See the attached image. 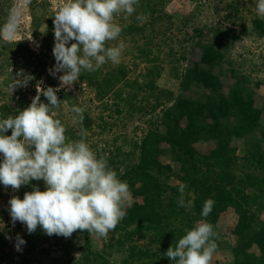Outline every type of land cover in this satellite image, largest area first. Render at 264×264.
<instances>
[{"label":"trees","instance_id":"16d2710c","mask_svg":"<svg viewBox=\"0 0 264 264\" xmlns=\"http://www.w3.org/2000/svg\"><path fill=\"white\" fill-rule=\"evenodd\" d=\"M161 2L140 0L143 17L148 19L150 16L153 26L158 20L156 15L161 10ZM42 24V19L34 18L37 31ZM147 24L140 25V21L135 19L122 25V33L146 34ZM254 24L257 35L264 37V20L256 19ZM194 32L191 50H198L200 57L191 61V65L185 67L181 74L182 91L177 95L168 91L166 100H162L163 90L156 85V79L162 71L158 63L160 55L154 54L150 47L139 50L138 56L150 63L145 73L148 79L146 86L155 96L157 89L159 92L153 110L162 109L156 119L145 121L150 128L141 138L133 140L137 153L135 161L126 164L123 160L121 167L122 163L108 158L109 166L122 181L127 182L135 197L126 208L127 215L113 230L110 243L106 244L112 249L116 248L124 258L114 262L111 259L112 251L94 249L86 241L81 257L72 260L71 264H172L164 253L186 234V229L191 230L198 221L213 225L230 209L238 215L233 229L237 237V243L232 247L234 258L217 264H264V221L258 222L257 214L251 210L254 203L264 200V107L257 105L256 90L249 87L248 76L239 72L234 62L227 57L232 40L240 38L237 30L211 27L208 32L204 28L195 29ZM146 37L149 39L151 35ZM52 40L51 35L42 44L43 48L51 50ZM149 42L152 43V39ZM11 44L0 38V58ZM180 54L179 59L187 58L186 51ZM225 63L229 65L228 68H225ZM226 75L234 79L228 89ZM127 76L125 66L107 71L101 67L95 72H83L77 84L79 90L83 91L88 86H94L95 98L99 101H104L114 93L118 100L114 101L112 107H115L117 114H121L126 106L134 105L133 110H136L137 93L124 95L117 87ZM194 88L202 89L203 93L195 97L190 93ZM62 91L57 93L58 97L71 98V93ZM44 98L41 96L42 100ZM2 113L5 118L12 115L4 107ZM18 113L19 110L15 111L14 116ZM100 118L103 121V117ZM81 122L87 129L94 125V120L87 113ZM256 133L260 134L261 141L250 140ZM10 134V130L5 133ZM245 138L249 139L250 148L243 157L244 164L240 165L234 142ZM205 143L213 145L207 154L199 148ZM121 150L118 148V156ZM166 154L171 156L170 162L161 159ZM175 167H179L178 171ZM257 171L260 173L257 174ZM173 177L179 181L175 185L170 183ZM180 185H185V200L193 202L190 211L177 204ZM249 188L253 189L251 194L247 193ZM209 198L214 199L215 205L210 215L203 217V204ZM149 237L153 246H150L151 243L145 245L139 242V239ZM23 251L25 258L18 264H30L32 259L29 250ZM53 261L68 264L57 259Z\"/></svg>","mask_w":264,"mask_h":264},{"label":"rangeland","instance_id":"374dc122","mask_svg":"<svg viewBox=\"0 0 264 264\" xmlns=\"http://www.w3.org/2000/svg\"><path fill=\"white\" fill-rule=\"evenodd\" d=\"M66 0H0V27L8 20L9 13L13 7H20L22 13V22L15 40L7 48L2 58H0V119H5L2 108H6L14 116L15 111L23 110L28 107V102L36 96V85L42 82V87H59V75L50 74V69H54L56 61L53 55L55 45L54 37V15L60 6ZM257 0H162L161 10L156 15L155 25H151L149 18L140 25L147 22L146 34L135 33L128 35L121 33L117 41L110 42V46H115L120 41L125 44V49L118 64L111 62L102 66L104 71L118 69L125 66L128 76L125 81L120 82V87L124 95L131 96L137 93L136 110L133 107H123V112L117 114L112 105L118 98L111 93L104 101L95 98L94 86H88V89L79 90L78 82L70 87L62 88L63 91L71 93V98L58 97L61 107L54 110L56 118L60 119L66 127V136L70 140L81 139V131L85 135L84 139L97 156L113 158L117 163H132L135 161L137 153L134 151L133 140H139L141 136L150 128L145 121L154 120L161 114V108L153 110L156 98L159 95L158 89L152 94L146 84L148 79L145 76L150 63L146 59L140 58L139 50L142 47L153 48L154 54L160 55L158 63L162 67L161 76L156 79V85L162 89V100H166L167 92L172 91L175 95L182 91L181 74L185 67L191 65L200 57L198 50H191V36L195 29L204 28L207 32L211 27H223L227 30L236 29L238 40H232V45L227 52V57L234 62L236 69L247 75L250 79L249 87L256 90L257 105L264 107V37L257 35L254 21L264 18L257 15ZM143 9L138 7L136 12L127 19L123 14L116 17L115 22L121 26L124 23H131L137 19V16H143ZM237 11V12H236ZM43 20V24L37 31L34 25V18ZM246 25V28L244 26ZM52 35V49L46 50L42 44L46 43ZM151 37L148 39V37ZM152 39V43L148 41ZM75 41L70 42L74 43ZM69 44V46H70ZM186 51L187 58L179 59L180 52ZM47 53V54H44ZM229 65L225 63V68ZM30 74L32 79L27 87H18L13 92L11 85L16 79V74L21 72ZM228 74V73H227ZM234 82L229 75L225 76L226 89ZM62 91V92H63ZM189 93L188 91H186ZM186 93V94H187ZM195 97L202 94V89L194 88L190 91ZM160 94V95H161ZM146 98V99H145ZM46 98L41 99L47 103ZM74 104H73V103ZM106 106L109 108L106 109ZM143 106V108L138 109ZM74 107L83 109L82 116L87 113L94 120L92 128H84L80 115L73 111ZM100 117H103V121ZM107 123V125L105 124ZM11 132V130H10ZM11 135V134H10ZM9 135V136H10ZM250 140H260V134L251 136ZM249 139L235 140L237 146L239 164L245 162L243 158L247 155L250 148ZM264 145V141H262ZM213 147L212 144L205 143L199 148L201 152L207 154ZM118 148H121V155L118 156ZM161 159L165 162L171 161L169 154L163 155ZM3 157L0 155V163ZM123 167V163L120 164ZM179 167H175L178 171ZM260 172L257 171V174ZM240 174V172H237ZM179 181L176 177L170 180L175 185ZM39 187L41 191L46 190L44 181L33 180L31 184L22 186L18 191L11 188H5L0 183V264H18L24 260L23 249L29 250V256L32 261L30 264H57L53 259L61 262L72 263V260L80 258L83 253V245L89 241L94 249H106L111 252V259L115 262L121 261L124 256L106 244L113 235V230L109 232L106 238L90 235L86 230H77L70 238L62 236H48L41 228L29 234L26 226L17 221L13 224L9 212V200L13 196L24 198L26 192L33 191ZM253 189L249 188L247 193L251 194ZM135 197L132 195L131 203ZM257 214L258 222L264 221V200L252 206L251 209ZM238 215L233 210H228L222 214L221 219L213 224L214 231L218 234L215 242L218 245L212 264L224 263L233 260V246L237 243V237L233 234V229L237 223ZM203 222V221H202ZM196 226V225H195ZM19 234L26 241L22 251L16 250V237ZM10 237V238H9ZM149 238L139 239L141 244L149 245ZM153 246V243L150 244ZM257 251L256 248H253ZM110 253V252H109Z\"/></svg>","mask_w":264,"mask_h":264},{"label":"clouds","instance_id":"9594fccd","mask_svg":"<svg viewBox=\"0 0 264 264\" xmlns=\"http://www.w3.org/2000/svg\"><path fill=\"white\" fill-rule=\"evenodd\" d=\"M140 0H66L54 15L55 67L50 74L59 75V87L36 85V96L31 104L15 116L0 119V183L18 191L33 180L44 181L46 190L35 187L24 198L13 196L9 212L13 224L26 226L29 234L41 228L48 236L70 238L77 230L91 236L106 238L127 215L132 194L127 182L109 166L104 156L90 148L83 138L70 140L66 127L56 118L54 110L61 107L57 93L79 81L83 72H95L108 62L118 64L125 49L120 41L115 46L123 27L116 17H131ZM257 15L264 18V0H257ZM143 22L146 18L137 16ZM22 13L13 7L7 22L0 27V38L14 41L20 30ZM75 41L74 43H71ZM70 44V46H69ZM23 70L16 74L11 85L27 87L34 79ZM41 96L48 101H41ZM73 111L83 119V109ZM11 130V135H5ZM177 204L191 210L193 202L185 200V185L179 187ZM215 205L207 199L201 215L208 217ZM164 253L172 264H212L218 247L217 233L208 222H197L191 230ZM10 238V237H9ZM26 241L17 234L16 250L22 251Z\"/></svg>","mask_w":264,"mask_h":264},{"label":"built area","instance_id":"2783aa9c","mask_svg":"<svg viewBox=\"0 0 264 264\" xmlns=\"http://www.w3.org/2000/svg\"><path fill=\"white\" fill-rule=\"evenodd\" d=\"M58 87V86H57ZM56 88V87H55ZM62 89L58 92L59 94L61 93ZM17 225V223L15 224V226Z\"/></svg>","mask_w":264,"mask_h":264}]
</instances>
